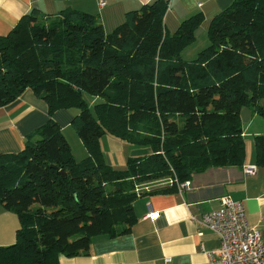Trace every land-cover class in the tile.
Segmentation results:
<instances>
[{"label": "trees", "instance_id": "16d2710c", "mask_svg": "<svg viewBox=\"0 0 264 264\" xmlns=\"http://www.w3.org/2000/svg\"><path fill=\"white\" fill-rule=\"evenodd\" d=\"M167 9L163 0L147 3L111 33L83 11L32 10L0 36V109L32 90L51 117L21 152L0 154V211L21 222L16 242L0 247V264L87 255L94 238L131 231L142 195L174 192L210 168L244 166L241 110L264 118V0H234L216 14L209 44L193 60L182 52L204 16L170 33ZM86 96L97 99L93 108ZM61 109L78 110L72 126L85 160L75 159L53 119ZM105 136L152 153L114 167L102 151ZM254 144L264 167V134ZM168 178L170 186L137 191Z\"/></svg>", "mask_w": 264, "mask_h": 264}, {"label": "crops", "instance_id": "0c3cea01", "mask_svg": "<svg viewBox=\"0 0 264 264\" xmlns=\"http://www.w3.org/2000/svg\"><path fill=\"white\" fill-rule=\"evenodd\" d=\"M103 1L105 6H101ZM153 1L0 0V36L7 35L32 10L56 16L68 9L96 16L105 32L111 33L124 22L128 12L139 10ZM163 1L168 4L165 26L170 33L191 16L198 13L204 16L195 42L182 52L185 60H193L209 42L208 33L204 35L202 29L208 31L206 27H209L211 19L234 0ZM76 113L74 109H61L55 112L53 119L63 129L75 159L81 161L88 158L89 153L72 126ZM240 117L246 142L243 167L210 168L193 175L190 184L182 189L142 195L134 204L138 221L128 234L113 239L96 237L87 255L60 256L59 264H208L207 253L217 251L220 240L201 221L206 214L221 209L226 197L243 204L248 223L261 232L264 240V167L256 164L254 144V137L264 134V118L249 107L241 110ZM50 119L48 104L32 90H26L18 100L0 109V154L21 152L27 138ZM101 140L102 151L114 167L125 168L129 158L152 153L151 148H136L111 136ZM246 168L255 170V174L246 175ZM155 212V217L148 218L149 213ZM20 227V219L15 213L1 210L0 247L14 244Z\"/></svg>", "mask_w": 264, "mask_h": 264}, {"label": "built area", "instance_id": "2783aa9c", "mask_svg": "<svg viewBox=\"0 0 264 264\" xmlns=\"http://www.w3.org/2000/svg\"><path fill=\"white\" fill-rule=\"evenodd\" d=\"M105 4L103 1L101 6ZM244 173L253 175L255 170L246 168ZM189 184L188 181L177 183V186L182 189ZM149 214L148 218L156 216V212ZM201 224L215 232L220 240L219 249L207 253L208 264H264V240L261 232L248 223L241 202H234L226 197L222 208L203 216Z\"/></svg>", "mask_w": 264, "mask_h": 264}, {"label": "rangeland", "instance_id": "374dc122", "mask_svg": "<svg viewBox=\"0 0 264 264\" xmlns=\"http://www.w3.org/2000/svg\"><path fill=\"white\" fill-rule=\"evenodd\" d=\"M208 28V26L206 27ZM201 30V29H200ZM203 30V33L205 32L204 35H207V30L206 29H202ZM201 30V31H202ZM205 30V31H204ZM200 34V32H199ZM209 44V42H208ZM208 46V45H207ZM206 46V47H207ZM205 48V47H204ZM202 48V50L204 49ZM186 52H189V50H187ZM189 60V59H188ZM86 100L89 102L91 108L94 107L95 103H97V99L93 98V97H90V96H86ZM75 110V109H74ZM78 111V110H76ZM34 139H37L36 137ZM101 143H102V140H101ZM138 148V147H136ZM82 161V160H81ZM174 183V179H171V178H168V179H162V180H159V181H156V182H153V183H150V184H145V185H142V186H139L138 190L137 191H142V190H154V189H158V188H161V187H165V186H170Z\"/></svg>", "mask_w": 264, "mask_h": 264}]
</instances>
